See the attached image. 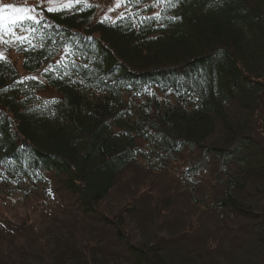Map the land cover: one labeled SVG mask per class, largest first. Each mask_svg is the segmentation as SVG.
Masks as SVG:
<instances>
[{
	"label": "trees",
	"instance_id": "trees-1",
	"mask_svg": "<svg viewBox=\"0 0 264 264\" xmlns=\"http://www.w3.org/2000/svg\"><path fill=\"white\" fill-rule=\"evenodd\" d=\"M124 1L137 9L114 20H96V7L82 3L24 22L27 43L15 50L23 70L40 78L0 60V200L10 184L37 191L51 183L53 198L70 199L82 224L113 229L109 260L172 264L159 243L129 236L101 204L136 172L166 168L181 172L187 188L207 189L203 209L217 221H259L253 237L264 264V212L247 202L253 183L264 184V0ZM152 5L156 14L138 11ZM47 87L57 95L40 97ZM3 221L9 232L30 224ZM26 241L27 250L11 246L20 259L7 253L2 264H57L67 251L56 240L45 253ZM68 251L74 257L61 264H96L91 243Z\"/></svg>",
	"mask_w": 264,
	"mask_h": 264
},
{
	"label": "rangeland",
	"instance_id": "rangeland-1",
	"mask_svg": "<svg viewBox=\"0 0 264 264\" xmlns=\"http://www.w3.org/2000/svg\"><path fill=\"white\" fill-rule=\"evenodd\" d=\"M77 2L94 3L99 19L106 15L113 19L129 9L123 0H119V7L115 6L117 0H52L57 7L64 4L72 6ZM6 4L32 8V14L37 15L42 8L47 9L49 0H0V5ZM14 31L21 36L20 30ZM3 39L17 41L11 34H3ZM0 44L4 47L7 45L3 42ZM0 53L17 60L14 52L5 50L1 45ZM18 61H15L16 67L24 74ZM34 77L38 75L34 74ZM39 95L53 97L57 94L47 87ZM165 163L170 164L166 161ZM176 164L181 166L180 162ZM171 165H175V162ZM179 174L166 168L161 171L153 168L148 175L145 172H136L132 181H120L101 204L109 216L122 217V229L129 236L146 245L159 243L167 260L172 264H262L260 248L253 237L259 233L262 224L250 220V225L246 219L234 223L233 220H228L226 224L217 221L212 212L203 209L207 207V197H203L208 193L207 189L195 191L187 188L179 181ZM207 178L213 182L211 171ZM209 181L204 182L209 185ZM253 184L256 188L252 189L253 197L247 202L254 206L256 213H261L264 212V184ZM4 187L7 186L1 184L0 190ZM8 187L12 192L5 196L4 202L0 200V264L5 261L7 253H11L13 257L19 256L20 259L21 255L11 246L14 245L15 248L13 243L16 242L17 246L21 245L27 250L31 247L26 241L28 238L34 246L39 245L38 248L44 253L47 243L52 240L58 241L61 247L67 244V251H62L64 258H57L60 260L57 264L74 257L72 251H68L70 248L89 243L97 251V254L88 255L96 264H122V260L117 258L114 261L109 260V256L115 254L109 241L113 238V229L105 228L98 222L88 223L86 220L82 224L76 217L78 211L74 210L70 199L61 201L55 194L53 198V192L57 190L53 184L38 185L37 191L29 183L19 186L10 184ZM166 197L169 198V205L164 203ZM198 202L204 204L198 205ZM127 204L136 205L139 211L125 215L123 208ZM2 219L12 222L13 226L23 221L30 224L20 227L16 232H9L3 227ZM103 253L107 254L105 258L100 255ZM52 261V264H56L55 258ZM66 263L74 264L70 261Z\"/></svg>",
	"mask_w": 264,
	"mask_h": 264
},
{
	"label": "snow or ice",
	"instance_id": "snow-or-ice-1",
	"mask_svg": "<svg viewBox=\"0 0 264 264\" xmlns=\"http://www.w3.org/2000/svg\"><path fill=\"white\" fill-rule=\"evenodd\" d=\"M136 2L139 3V0H136ZM156 3H168L169 5H171L172 0H156ZM85 6L87 7L90 5H85ZM115 6L116 7L120 6L119 0H117V3ZM62 7L70 8L71 4H64ZM111 10L112 9L110 8L109 11ZM47 11L59 12L61 11V7L55 6V4L52 3V0H49V6L47 7ZM32 12H33V9L28 8V7H18L13 4L0 5V42L6 43V44L10 43V41L3 39V34H11L15 40H18L21 43H24L25 41H27L26 36L16 35L14 29L18 27L23 30L24 29L23 22L28 21V20H31L35 23H39L40 21L38 17L33 15ZM104 19H108L107 15L104 17ZM27 31H35V29L29 28L27 29ZM3 59H5L4 55L3 53H0V60H3ZM49 70L50 69H45V71H49ZM25 79H36V77H25Z\"/></svg>",
	"mask_w": 264,
	"mask_h": 264
}]
</instances>
